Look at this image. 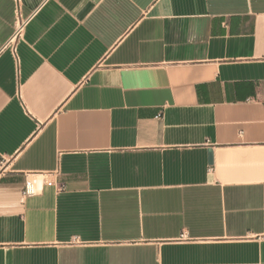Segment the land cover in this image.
Instances as JSON below:
<instances>
[{
  "label": "crops",
  "instance_id": "obj_1",
  "mask_svg": "<svg viewBox=\"0 0 264 264\" xmlns=\"http://www.w3.org/2000/svg\"><path fill=\"white\" fill-rule=\"evenodd\" d=\"M0 264H264V0H0Z\"/></svg>",
  "mask_w": 264,
  "mask_h": 264
},
{
  "label": "built area",
  "instance_id": "obj_2",
  "mask_svg": "<svg viewBox=\"0 0 264 264\" xmlns=\"http://www.w3.org/2000/svg\"><path fill=\"white\" fill-rule=\"evenodd\" d=\"M59 175V168L51 172L26 174L23 199L37 195L45 186L55 187L58 192L63 191L64 187L59 185L57 181Z\"/></svg>",
  "mask_w": 264,
  "mask_h": 264
}]
</instances>
